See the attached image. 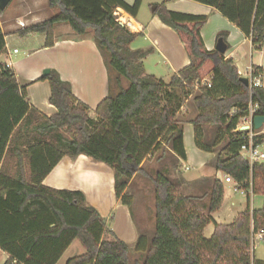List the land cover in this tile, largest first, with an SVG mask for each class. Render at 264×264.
<instances>
[{"label": "trees", "instance_id": "16d2710c", "mask_svg": "<svg viewBox=\"0 0 264 264\" xmlns=\"http://www.w3.org/2000/svg\"><path fill=\"white\" fill-rule=\"evenodd\" d=\"M190 1L222 15L251 40L254 51L264 46V0ZM47 4L58 13L18 34L43 35L44 46L50 48L56 26L67 25L77 37L91 31L110 76V91L115 87L117 93L103 99L91 118L71 85L50 71L38 80L48 82L49 103L57 110L46 117L29 106L27 87L17 84L14 71L0 65V250L8 255L4 264H57L74 241L84 253L65 264H129L131 254L144 251L141 264H264L251 254L252 232L264 233V206L252 212L247 208L231 224L219 225L211 218L223 201L219 180L212 181L204 215L193 208L196 197L175 190L168 170L149 173L144 168L145 162L160 163L167 157L176 164L186 161L183 127L176 115L193 97L196 116L189 123L196 148L213 154L214 170L231 177L240 189L264 196V162L250 165L240 156L248 133L236 131L249 116V108L253 117H264V89L253 81L244 86L231 59L205 49L200 31L207 17L169 12L164 2L149 6L150 13L177 34L190 61L165 83L145 74L146 53L130 49L138 35L115 15L121 9L135 17L141 0L132 6L122 0H47ZM226 36L223 32L217 39L225 43ZM4 44L0 29V54ZM261 73L254 67L252 80ZM206 77L209 83L201 84ZM253 133L256 145L264 143V134ZM79 156L112 170L115 197L130 210L127 189L134 178L151 180L155 227L149 242L139 235L129 247L107 229L83 192L43 185L63 158ZM212 222L213 233L206 239L203 231Z\"/></svg>", "mask_w": 264, "mask_h": 264}, {"label": "crops", "instance_id": "0c3cea01", "mask_svg": "<svg viewBox=\"0 0 264 264\" xmlns=\"http://www.w3.org/2000/svg\"><path fill=\"white\" fill-rule=\"evenodd\" d=\"M13 1L19 3L21 0ZM46 1L23 0L22 4L19 7L17 6L18 8H13L7 15L12 16L15 13L14 11L19 9L23 16L25 13L32 14L31 17L34 16L33 19L35 20L28 21L27 27L41 23L58 13L57 11L55 14L54 10L50 9L51 14L48 12V17H46L45 13L39 14L37 7L40 5V8H43L46 5ZM122 1L129 6H132L135 2V0ZM163 2L169 12L207 17V22L200 31L207 51L215 50L218 40L217 36L220 33H226L225 59L233 61L240 77L247 78L250 83L253 81L254 84L258 80V86L264 89V46L260 50L254 51L251 40L245 37L222 15L214 12L211 7L190 0H141L140 8L135 17H131L121 9L116 10L115 15L118 19H125V22L121 23L131 33L138 35L130 45V49L146 53V56L142 59L146 75H153L157 79L169 83L174 74L190 63L177 34L150 13V5ZM37 18L40 19L37 20L38 22L36 21ZM23 20L25 19L18 18L15 23L9 24L7 32L3 30V27L1 28L7 50L0 54V65H6L12 69L16 75L17 84L27 87L29 106L46 117L56 114V108L49 103L50 87L48 82L38 81L43 76L44 70L48 69L49 72H57L62 81L71 85L73 95L78 101L88 107L90 117L93 118L98 104L110 93H117V89L113 87L114 89L110 91L108 84L110 76L103 58L96 48L92 32L88 31L86 35L77 37L67 25L56 26L54 28V45L46 48L43 35L28 34L20 36L18 34L23 29H17V23L23 22ZM13 50H18V53L13 54ZM254 67L262 69V73L260 77L252 80L251 75ZM209 81L210 78L206 77L201 84H207ZM192 99L193 97H189L181 106L176 115L177 119L184 108H191ZM191 120L192 118L185 121L182 125L183 146L186 155V161L182 162L186 164L184 167L190 163L194 165L195 172H201L195 177L191 176L189 182L198 180L200 176H204L206 179L203 180L210 182L209 193L214 179L219 180L224 187L226 175L216 172L213 167L205 168V165L214 155L203 153L196 148L194 128L189 123ZM263 130L264 123L257 135H263ZM263 147L264 143L260 145L262 153H264L262 151ZM190 152L191 156H193L192 159L189 156ZM207 175L210 176L208 177ZM230 184L236 185L234 182ZM43 185L58 191L83 192L88 204L94 207L106 221L107 229L118 240L126 243L129 247H133L139 235H142L135 224L130 208L116 199L113 173L106 165L95 163L85 156H79L75 159L65 157L44 179ZM183 185L181 183L179 187ZM235 188L238 190L239 187L236 185ZM241 193H244L247 199H249V194L253 195L251 190H241ZM108 237L111 239L110 236ZM0 257L7 259L8 255L0 250ZM65 263L63 262V264Z\"/></svg>", "mask_w": 264, "mask_h": 264}, {"label": "rangeland", "instance_id": "374dc122", "mask_svg": "<svg viewBox=\"0 0 264 264\" xmlns=\"http://www.w3.org/2000/svg\"><path fill=\"white\" fill-rule=\"evenodd\" d=\"M22 1L23 0H21L19 3L13 1L10 3V6H8V8L10 9L7 8L6 11L0 16V29L3 27V30L7 32V30H9L8 29L9 24L15 23L18 20V18L25 19L23 20V22H28V21L31 22L35 20L33 19L34 16L31 17L32 14L25 13L23 16V14L19 11V9L18 11H14L15 12L14 15L12 16L7 15L9 11L13 10V8H16L17 6L19 7V5L22 4ZM37 10L39 14L45 13L46 17H48V12L49 14H51V12L49 11L50 8L48 7L47 1H46V5H44L43 8H40L39 5V7H37ZM53 10H54L53 12L56 14L57 10L56 9ZM37 20L40 19L37 18L36 21ZM122 85L126 87L125 80H122ZM113 89L114 88L111 87V90ZM190 107L191 108L189 107L184 108V110L179 113L177 120L180 124L183 125L185 121H188L191 118L193 119L196 116V110L193 108V105L191 103H190ZM224 144L225 142H223L216 149V152H219ZM262 151H264V147L262 148ZM189 156L191 159L193 158V156H191V152L189 153ZM222 156L224 157L225 155L222 154ZM212 159L205 165V168H212L211 165ZM184 165L186 164H184L182 161L176 164L170 157H167L163 162L160 163H155L154 160L152 163L145 162L144 168L149 173H151L150 171L163 172L164 170H168L169 177L176 185L175 190L183 196L196 197L197 200H194L192 202L193 208L199 210L201 213L206 215L207 210L205 206L207 205L209 200L208 190H209L210 182L203 180L206 179L204 178V176H200V178H198V180L196 181L189 182L190 181L189 178H191V176L195 177L201 172L200 173L195 172L194 165L190 163L188 164L189 167L186 166L189 171H186L187 169L186 167H184ZM207 176L209 177L210 175ZM181 183L184 185L182 187H179ZM235 186H233L230 183H224V193H223V201L221 207L217 212L211 215V218L214 223L219 225H229L233 222V220L239 213L243 212L247 208H249L251 212L258 211L263 208L264 206L263 195L249 194V199H247L246 195L245 196L242 195L241 193L242 189L238 188V190L236 191L233 190ZM153 189L154 186L151 180L147 176H137L136 178H134L132 185L127 189V194L128 197L130 198L129 203H130L133 219L138 227V230L140 231L142 236L146 238L147 242L150 241L155 227V196ZM213 222L207 225L205 228L206 230L203 233V236L206 239H209L211 237V234L214 229ZM83 253L84 250L82 246L78 241H75L71 244L70 248L66 251V253L61 258L58 264H63V262H66L68 259L77 257L79 255H82ZM251 254L255 259L264 261V241L261 242L254 241L251 244ZM144 255H145V251L142 252V254L140 253L131 254V256L129 257V264H135L136 261H138V264H141ZM5 261H6L5 257H0V264H4Z\"/></svg>", "mask_w": 264, "mask_h": 264}, {"label": "built area", "instance_id": "2783aa9c", "mask_svg": "<svg viewBox=\"0 0 264 264\" xmlns=\"http://www.w3.org/2000/svg\"><path fill=\"white\" fill-rule=\"evenodd\" d=\"M28 26V23L27 22H18L17 23V29H24ZM5 43V41H4ZM7 50V45L6 43L4 44V48H3V51H6ZM18 53V50H13V54H17ZM259 81H255V84L258 85ZM208 84V83H207ZM252 119H253V108H249V116L246 117V118H243L236 131H239L240 132V128L246 126L249 128L248 130V134L247 136H244L243 139H244V143L241 145L240 147V150H239V154L240 156L245 159L250 165L254 164V163H260V162H263L264 161V153L261 152L260 150V145H256L255 143V137H256V134L253 133L252 131ZM186 169L188 170V168L186 167ZM225 182L226 183H231V182H234L232 180L231 177L229 176H225L224 178ZM240 189V188H239ZM234 190L236 191L237 189L234 188ZM242 195H244V193H242ZM251 244L254 242V241H264V233L263 231H259V232H252V236H251Z\"/></svg>", "mask_w": 264, "mask_h": 264}, {"label": "water", "instance_id": "95a60500", "mask_svg": "<svg viewBox=\"0 0 264 264\" xmlns=\"http://www.w3.org/2000/svg\"><path fill=\"white\" fill-rule=\"evenodd\" d=\"M11 2H12V0H0V11H5ZM119 23L121 25H123L120 21H119ZM215 51H217L220 54H225L226 44L224 43V41L222 39L217 40ZM48 74H49L48 70H45L43 72V76L48 75ZM240 82L246 87L250 86V80L247 78L241 77ZM263 123H264V117H259V116L253 117V119H252V130L259 131L261 129ZM248 130H249V128L246 126L240 128V131L247 132Z\"/></svg>", "mask_w": 264, "mask_h": 264}, {"label": "bare ground", "instance_id": "6f19581e", "mask_svg": "<svg viewBox=\"0 0 264 264\" xmlns=\"http://www.w3.org/2000/svg\"><path fill=\"white\" fill-rule=\"evenodd\" d=\"M8 8V7H7ZM125 18V17H124ZM119 21H121V22H125V19H121V20H119ZM253 132H258V131H254V130H252ZM242 132V131H241ZM245 132V131H244ZM248 132V131H247ZM264 162V161H263Z\"/></svg>", "mask_w": 264, "mask_h": 264}]
</instances>
